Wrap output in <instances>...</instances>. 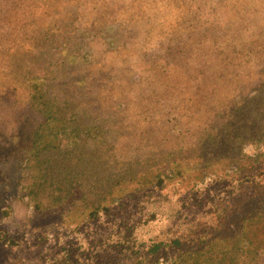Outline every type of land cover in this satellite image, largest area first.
Listing matches in <instances>:
<instances>
[{
	"label": "rangeland",
	"instance_id": "374dc122",
	"mask_svg": "<svg viewBox=\"0 0 264 264\" xmlns=\"http://www.w3.org/2000/svg\"><path fill=\"white\" fill-rule=\"evenodd\" d=\"M45 97L82 129L48 153L75 196L37 213ZM261 212L264 0H0V264L164 262ZM246 231L236 264H264Z\"/></svg>",
	"mask_w": 264,
	"mask_h": 264
},
{
	"label": "trees",
	"instance_id": "16d2710c",
	"mask_svg": "<svg viewBox=\"0 0 264 264\" xmlns=\"http://www.w3.org/2000/svg\"><path fill=\"white\" fill-rule=\"evenodd\" d=\"M58 104L62 106H59ZM70 112L73 113V110L71 108L69 109L68 106L60 104L52 98L45 97L42 102V107L39 108V113L42 117L31 132L32 139L29 142V156L26 161L29 162L27 168L34 169V174L31 173V178L34 180L31 185L27 187L28 190L26 196L31 197L32 202H34L33 208L37 213H42L43 209L46 208V205L48 207L52 204L57 205L72 200L76 193L77 188L74 189L72 183L67 185L64 183V179L58 178L59 174L54 173L56 168H54V164L51 163V159L48 156V153L51 150L57 149L58 145H60L62 136L69 138L73 133L81 131L82 129L80 125V127H75V125L71 124L70 118H68V113ZM54 120L60 121L61 125L54 127L51 124ZM73 122H75V120ZM68 128H70V130H68ZM49 135H51V138H48ZM47 183H49V185ZM96 211L97 209L92 211V213H96ZM1 213L5 214V211L2 210ZM262 217H264V212H261L257 216L245 219L242 226V232L240 235H237V237L223 238L216 236L214 238L205 239L200 243L198 248L181 249V251L171 257L169 261H148L147 259L139 258L131 264H236L238 258L237 253L239 252L240 247L239 245L242 241H246L249 246L247 250L243 251L254 252L256 257L262 249L257 246H255L257 248L254 250L250 248L253 246V241L247 238L246 222L256 221ZM0 240H5L6 244H13V242H15L14 238L9 236L5 230L1 228ZM230 241H235L230 248H226L227 246H221L218 250L223 248L222 251L218 253L215 252L217 246ZM172 243L177 247L182 246L179 239H174ZM162 246L163 244L161 242L152 244L148 248V253L156 254ZM245 248L246 247L244 246V248L241 249ZM20 264H23V262Z\"/></svg>",
	"mask_w": 264,
	"mask_h": 264
}]
</instances>
